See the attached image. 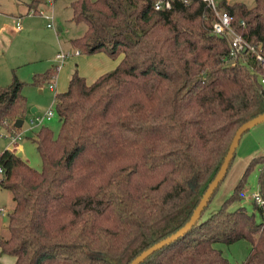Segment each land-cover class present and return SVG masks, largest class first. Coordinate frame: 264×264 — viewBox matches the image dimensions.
I'll return each instance as SVG.
<instances>
[{"label":"trees","instance_id":"1","mask_svg":"<svg viewBox=\"0 0 264 264\" xmlns=\"http://www.w3.org/2000/svg\"><path fill=\"white\" fill-rule=\"evenodd\" d=\"M155 2L72 3V20L87 25L73 46L122 59L92 83L74 68L68 89L55 95L60 130L44 124L33 138L41 170L0 151V187L14 202L0 254L13 264H130L190 221L238 128L264 114L261 68L248 51L231 61L230 39L213 31V9L203 0H172L163 10ZM219 9L264 53V0H221ZM58 69L32 83L54 82ZM24 86L14 73L0 88L8 133H21L15 122L29 112ZM257 166L264 199L262 155L218 211L203 220L205 208L184 236L141 264H235L220 245L240 241L250 248L239 264H264V205L254 204L261 221L245 206L230 209Z\"/></svg>","mask_w":264,"mask_h":264},{"label":"rangeland","instance_id":"2","mask_svg":"<svg viewBox=\"0 0 264 264\" xmlns=\"http://www.w3.org/2000/svg\"><path fill=\"white\" fill-rule=\"evenodd\" d=\"M0 0V88L12 82L14 73L25 82L23 93L28 99L29 112L24 119L21 128V140L18 144H12L8 138V132L0 126V151L12 147L19 155L34 168L42 169V159L37 152L34 141L36 131H32L29 124L30 116H33L31 108L36 107L37 113L45 114L53 108L55 116L52 120L46 121L45 125L50 126L56 133L60 130V118L55 110L56 89H51L48 82L42 83L41 87L32 83L34 75L44 74L55 65L64 66L69 62H74L73 57L67 60L57 59V55L65 53L71 55L77 49L71 40L82 36L87 25L85 23H75L72 20V3L75 0H54L52 6L49 0ZM249 5H253L254 0H244ZM30 16L26 14V9ZM42 10L48 11L54 16L53 20H48L39 15ZM38 15V16H33ZM21 24V31L16 32L17 24ZM49 23H54L52 28ZM62 30H59V29ZM76 58V56H75ZM122 59V56L117 60ZM75 65V64H74ZM24 149L20 151L19 145ZM264 155V121L250 128L241 138L236 150L235 159L230 166L226 176L222 180L217 192L206 207L203 220L220 209L222 204L233 194L239 184L246 168L253 158ZM260 167H255L247 176L246 182L239 192L240 199L230 205L234 210L245 206L252 213L255 212L258 221L262 220L260 212L254 208L255 193H259ZM1 175V174H0ZM241 193L244 195L241 196ZM11 196L7 189L0 187V205L5 206L6 201ZM225 254L235 264L244 261L248 255L250 245L247 241H240L231 246L221 244ZM0 264H3L0 261Z\"/></svg>","mask_w":264,"mask_h":264},{"label":"built area","instance_id":"3","mask_svg":"<svg viewBox=\"0 0 264 264\" xmlns=\"http://www.w3.org/2000/svg\"><path fill=\"white\" fill-rule=\"evenodd\" d=\"M184 2L188 3L190 0H183ZM207 3L209 7L213 9L216 15V21L213 24V31L216 34L219 35H225L227 36L231 41V52H230V59L231 61L237 60L239 57V54L241 51H248L250 52L256 61L258 62L260 68H261V75H260V81L264 84V53L262 52L261 48L259 46L254 45L253 43L249 42L239 31H237L233 26V17L230 13L227 11H223L219 9V2L221 0H203ZM54 0H49L48 3L52 6ZM155 8L157 10H163L167 8H171L172 6V0H156L155 2ZM39 15L43 16L44 18L48 20H53L54 22V16L49 14L48 11L42 10ZM54 26V23H49L48 27L52 28ZM78 53L80 51L78 50ZM70 56L69 54L60 53L57 55V58L59 59H65L66 57ZM51 89H56V84L54 82L50 83ZM55 116V111L53 108L48 110L45 114L35 115L29 119L30 129H34L37 127H40L46 123V121L51 120ZM19 134H12L8 133V138L12 142H17L21 140V135ZM3 172V169L0 167V174ZM255 200L259 205H264V199L261 196L260 193L254 194ZM2 211V210H0Z\"/></svg>","mask_w":264,"mask_h":264},{"label":"crops","instance_id":"4","mask_svg":"<svg viewBox=\"0 0 264 264\" xmlns=\"http://www.w3.org/2000/svg\"><path fill=\"white\" fill-rule=\"evenodd\" d=\"M226 1L229 4H233L236 2H243V3L247 4L246 2H244V0H226ZM254 4H255V0L253 2L252 6L249 4H247V5L249 7H253ZM25 12L28 16L32 15L28 11V6H27V9ZM33 16H38V15H33ZM21 29H22L21 24L20 23L17 24V27L15 29L16 32H20ZM59 30H62V29L60 28ZM75 56H76V58H75ZM68 57H70V58L73 57L75 59L74 62H76V63H73L71 61L68 63V65H69L68 67H67V64L62 66V67L55 65V66H58V68H59L58 74H57L55 81H54V83L56 84V93L64 92L68 89L69 81H70L71 75H72L75 67L78 68L81 75H83L84 77L87 78L88 83H92L102 74L109 72V71L113 70L114 68H116V66L121 61V59L120 60H117L118 58L113 59L110 56H108L107 54L102 53V52L96 53L94 55H85L82 53H78V50H76L74 53H72ZM57 59L61 60L59 58H57ZM65 60H67V57L65 58ZM39 86L41 87V91H42L43 90L42 84ZM54 103H55V101H54ZM37 112H38V109L36 108V112L32 113L33 116L40 115V113H37ZM33 116H30V118ZM38 128L39 127L34 128V129H32V131H36ZM12 144H18V142H12ZM11 148L12 147H8L7 149L13 150L14 152H16L19 155V152L16 151V149H11ZM18 148L20 149V151H22L24 149L22 144L19 145ZM13 207H14V202L12 199V195L11 196L9 195L5 206L0 205V210H2V211H0V239L7 238L9 235V232H8V215L12 211ZM0 261L3 264H13L15 262V258L12 256H9V255H1L0 254Z\"/></svg>","mask_w":264,"mask_h":264},{"label":"water","instance_id":"5","mask_svg":"<svg viewBox=\"0 0 264 264\" xmlns=\"http://www.w3.org/2000/svg\"><path fill=\"white\" fill-rule=\"evenodd\" d=\"M246 51V49H245ZM31 112L35 113L36 112V108L33 107L31 108ZM24 119H19L15 122V126L17 128H21L24 125ZM264 121V114H261L247 122H245L244 124H242L234 138L233 141L231 143L229 152L225 158L224 163L221 166L220 171L218 172L217 176L215 177V179L213 180V182L210 184L209 188L207 189L206 193L204 194L203 198L201 199L197 209L195 210L193 216L191 217L190 221L184 226L182 227L180 230H178L176 233L172 234L171 236L161 240L160 242L154 244L153 246H151L150 248H148L147 250L143 251L139 256H137L130 264H141L148 256H150L151 254H153L155 251L161 249L162 247L166 246L167 244L177 240L178 238L184 236L195 224L196 222L201 218L202 213L204 211V209L206 208V206L208 205L211 197L213 196L215 190L218 188V186L220 185V183L222 182V180L224 179V177L226 176L231 161L234 157V154L237 150V147L240 143V140L242 138V136L253 126L257 125L258 123Z\"/></svg>","mask_w":264,"mask_h":264},{"label":"bare ground","instance_id":"6","mask_svg":"<svg viewBox=\"0 0 264 264\" xmlns=\"http://www.w3.org/2000/svg\"><path fill=\"white\" fill-rule=\"evenodd\" d=\"M18 142V141H17Z\"/></svg>","mask_w":264,"mask_h":264}]
</instances>
